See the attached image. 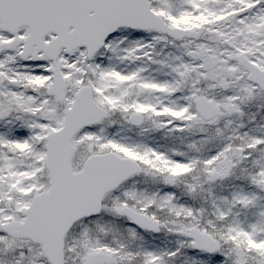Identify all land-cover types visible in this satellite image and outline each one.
I'll use <instances>...</instances> for the list:
<instances>
[{
	"label": "snow or ice",
	"instance_id": "snow-or-ice-1",
	"mask_svg": "<svg viewBox=\"0 0 264 264\" xmlns=\"http://www.w3.org/2000/svg\"><path fill=\"white\" fill-rule=\"evenodd\" d=\"M0 264H264V0H0Z\"/></svg>",
	"mask_w": 264,
	"mask_h": 264
}]
</instances>
